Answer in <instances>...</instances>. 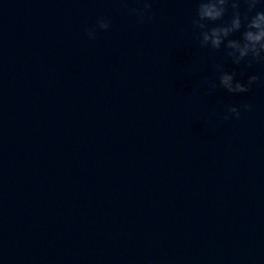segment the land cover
I'll list each match as a JSON object with an SVG mask.
<instances>
[{
  "label": "water",
  "instance_id": "water-1",
  "mask_svg": "<svg viewBox=\"0 0 264 264\" xmlns=\"http://www.w3.org/2000/svg\"><path fill=\"white\" fill-rule=\"evenodd\" d=\"M143 6L0 0V264H264V65ZM222 59L261 82L206 95Z\"/></svg>",
  "mask_w": 264,
  "mask_h": 264
},
{
  "label": "clouds",
  "instance_id": "clouds-1",
  "mask_svg": "<svg viewBox=\"0 0 264 264\" xmlns=\"http://www.w3.org/2000/svg\"><path fill=\"white\" fill-rule=\"evenodd\" d=\"M196 2V15L191 21V30L200 48L222 52L223 58L236 67L264 65V0H196ZM118 3L125 8L127 6V0H118ZM152 4L153 0H143V8H132L130 12L143 24L155 19ZM229 11L230 19L226 20ZM110 28L111 21L108 18H100L94 27L86 28L85 32L89 39L95 40L97 30L107 31ZM224 59L213 65L215 73L218 74V83L215 80L209 81L205 89L206 95H212L217 89L226 90L234 95L246 94L252 91L254 85L261 82L258 75L247 76L245 82L243 79L245 72H237L236 68L229 71ZM241 108L245 112L253 111V105L250 103L230 106L222 119L230 120L233 116L240 119Z\"/></svg>",
  "mask_w": 264,
  "mask_h": 264
}]
</instances>
